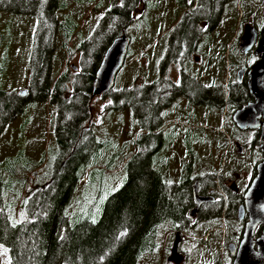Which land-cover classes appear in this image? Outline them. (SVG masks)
Instances as JSON below:
<instances>
[{
  "label": "rangeland",
  "instance_id": "374dc122",
  "mask_svg": "<svg viewBox=\"0 0 264 264\" xmlns=\"http://www.w3.org/2000/svg\"><path fill=\"white\" fill-rule=\"evenodd\" d=\"M42 1L23 9L12 0V13L0 11V39L5 21L0 58L5 52L10 64L0 61V81L8 90L26 91L17 118L0 125V193L12 222L27 215L31 221L23 264H229L228 245L238 240L240 195L262 160L259 131L239 128L234 113L251 101L246 84L237 86V81L240 70L254 64L255 50L245 52L241 44L247 22L264 26V0H124L131 10L126 13L127 58L115 79L114 99L111 91L92 101L84 152L71 172L61 167L68 137L54 123L60 115L51 100L41 104L29 96L27 81L39 76L50 87L57 66H79V43L116 0H97L102 1L99 9L67 0L65 14L82 12L75 15L82 31L70 42V53L57 40L62 57L46 61L34 40ZM210 3L218 16L209 26ZM189 5L200 7L205 20L197 33L201 39L190 44L193 52L185 46L172 61V13ZM194 33L191 29L189 35L194 38ZM165 78L181 90L161 96L158 88ZM140 163L144 176L124 192L120 207L131 231L122 233L115 225L104 244L92 241L89 221ZM17 165L37 172L34 184L49 185L51 202L38 217H33L34 199L25 193L31 184L12 173ZM196 180L200 195L208 197L215 182L220 201L185 221ZM8 261L0 243V264Z\"/></svg>",
  "mask_w": 264,
  "mask_h": 264
},
{
  "label": "trees",
  "instance_id": "16d2710c",
  "mask_svg": "<svg viewBox=\"0 0 264 264\" xmlns=\"http://www.w3.org/2000/svg\"><path fill=\"white\" fill-rule=\"evenodd\" d=\"M37 0H19L23 9L28 5L35 6ZM80 7L88 4L96 5L99 9L102 1L97 0H74ZM12 0H0V11L10 12ZM69 9L67 0H43L38 6L39 18L34 40L36 41L42 61L48 58L58 59L62 57L56 49L57 40L61 42V48L65 53H70V42L82 31L81 24L78 22V16L71 11L65 14ZM214 3L208 6V25L214 23L218 13L214 10ZM131 11L124 0H116L100 16V20L93 30L92 34L81 40L78 50L81 52V59L78 70L70 66H57L53 71V77L50 87L44 85L39 76H29L27 81L28 94L35 102L44 104L51 100L57 109L59 118H54V123L64 129L68 137L66 145V155L64 156L61 167L68 172L74 170L76 159L84 152L85 143L89 132L87 131L86 121L91 117L92 110V90L96 72L100 66L102 58L111 45L113 40L119 36L128 34L130 25L126 13ZM61 12L63 13L61 15ZM5 15H7L5 13ZM78 15V16H75ZM3 18V16H2ZM4 21V20H3ZM174 23V40L170 51L171 60L175 61L177 53L185 46L186 52L191 53L194 48L190 44L201 37L197 34L203 28L204 18L200 7L189 5L186 9L176 8L172 13ZM5 25V21H4ZM3 25V35L1 34V45H4L5 33ZM193 29L194 38L190 34ZM196 36V37H195ZM57 50V51H56ZM190 50V51H189ZM3 81V78H2ZM181 87L171 79L165 78L163 84L158 88L161 96H167L171 93H177ZM112 91V90H111ZM110 91V92H111ZM109 92V93H110ZM108 93V94H109ZM114 99V91L111 93ZM21 93L8 90L0 81V125L13 122L20 114L22 108ZM58 123V126L56 124ZM111 166H108L110 169ZM12 173L16 178L28 181L31 186L25 191L27 198L34 199L33 217H38L44 207L51 202V193L49 185L34 184L33 177L37 172H30L24 167L17 165L13 168ZM144 176L142 163L138 164L128 174L124 175V182L120 187L113 190L105 199L102 208L94 219H91L86 226L87 236L99 244H104L108 235L116 225L120 232L128 233L131 231V225L128 219L121 212V204L124 192L141 177ZM159 207L163 204L161 196L157 198ZM7 203L5 197L0 193V243L8 251V264H23L24 262V240L25 231L29 223V215L25 220L12 222L7 214Z\"/></svg>",
  "mask_w": 264,
  "mask_h": 264
},
{
  "label": "water",
  "instance_id": "95a60500",
  "mask_svg": "<svg viewBox=\"0 0 264 264\" xmlns=\"http://www.w3.org/2000/svg\"><path fill=\"white\" fill-rule=\"evenodd\" d=\"M262 34L256 52L259 55V60L251 69L242 68L240 70L241 75L249 71L248 85L253 100L235 111L234 120L238 122L242 130L261 129L264 141V29ZM257 38L258 33L255 28L247 24L246 32L242 37V49L248 52L256 44ZM130 43L131 38L126 34L115 38L108 47L95 75L92 90L93 98L105 96L113 89L116 76L127 58ZM73 68L78 70L76 66H73ZM21 94L25 95L26 91ZM260 148L264 151V143ZM209 198L211 199L208 196L197 195L196 201L200 205ZM245 212H249L250 220L246 225L244 239L235 264H264V237H260L256 241L253 240L256 227L259 224L264 225V158L257 165V175L244 196L243 204L240 206L241 215H244ZM255 243L258 244L257 250L254 247Z\"/></svg>",
  "mask_w": 264,
  "mask_h": 264
},
{
  "label": "flooded vegetation",
  "instance_id": "af4514ba",
  "mask_svg": "<svg viewBox=\"0 0 264 264\" xmlns=\"http://www.w3.org/2000/svg\"><path fill=\"white\" fill-rule=\"evenodd\" d=\"M247 24H250V25H252L254 28H255V30H256V32L258 33V38H257V41H256V44L249 50V51H252V50H255V56H256V58H255V60H254V64L259 60V55H257V48H258V46H259V42H260V40L262 39V36H263V34H262V32H263V29H264V26H262V27H258L257 25H254L253 23H249V22H247L246 24H245V26H244V34H245V32H246V25ZM244 34H243V36H244ZM248 51V52H249ZM196 60H197V62H199V60H200V58L197 56L196 57ZM254 64H252V65H249V66H246V67H244V68H247L248 70L249 69H251V67L254 65ZM249 71H246L244 74H240V72H239V80L237 81V86H240L242 83H244V84H246V89L249 91V93H250V95H251V101L253 100V95H252V93H251V91H250V88H249V85H248V79H249ZM251 101H248V102H242L239 106H238V108H237V110L238 109H240V108H242L243 106H245L246 104H248L249 102H251ZM235 121V120H234ZM235 123L237 124V126L239 127V125H238V122L237 121H235ZM240 128V127H239ZM252 130H258L259 131V133H260V136L262 137V132H261V129H252ZM262 141H263V139H262ZM264 143V141L262 142V144ZM261 144V145H262ZM261 145H259V146H261ZM259 150H261V153H262V160H263V158H264V151L262 150V148H260L259 147ZM238 151H241V149H239ZM262 160H261V162H262ZM257 175V168H256V172H255V176ZM254 179V178H253ZM253 181V180H252ZM252 181H251V183H252ZM251 183H250V185H251ZM250 185H249V187H250ZM249 187L247 188V190L249 189ZM232 188L235 190V192L236 193H238L239 191H238V189H235V186H234V184H232ZM198 190H199V182L196 180V181H194V186H193V194L195 195V201H194V203H193V205H192V207H191V210L188 212V215H187V217L185 218V221L186 220H189V221H193L194 219H196V218H198L199 217V215H200V212L202 211V208L204 207V206H207V205H212V204H215L216 202H218V201H220V196H219V194H218V192H217V189H216V183L214 182V184L213 185H211L208 189H207V193H208V195H212L213 197H211V199L209 198L207 201H205V202H203V203H201L200 205H198V203H197V201H196V196L197 195H200V193L198 192ZM247 190L244 192V194L243 195H240L241 196V201H240V205H239V207H238V215H237V222L239 223V230H238V240L234 243V245L233 244H229L228 245V249H229V254H230V256H231V260H230V263L229 264H235V261H236V259H237V257H238V255H239V252H240V249H241V245H242V241H243V239H244V235H245V230H246V225H247V223L249 222V220H250V217H249V212H245L244 213V215H241V213H240V206L243 204V202H244V196H245V194H246V192H247ZM239 196V197H240ZM241 215V216H240ZM260 237H264V225L263 224H259L257 227H256V229H255V231H254V235H253V240L254 241H256L257 239H259ZM254 247H255V250H257L258 249V244L257 243H255V245H254ZM179 259H181V256H179ZM177 263H179V260H177L176 261Z\"/></svg>",
  "mask_w": 264,
  "mask_h": 264
},
{
  "label": "crops",
  "instance_id": "0c3cea01",
  "mask_svg": "<svg viewBox=\"0 0 264 264\" xmlns=\"http://www.w3.org/2000/svg\"><path fill=\"white\" fill-rule=\"evenodd\" d=\"M10 13H12V6H11V11H10ZM5 18H6V19H9V17H6V16H5ZM8 42H9V41H7V43H8ZM7 43H6V44H7ZM5 46H6V45H5ZM5 55H6V54H5V52H4L3 56L0 58V61H1V60L6 61L7 66H10L9 61H8V58H7L6 60L4 59V56H5ZM8 57H9V56H8ZM9 58H10V57H9ZM12 66H13V65H11V68H12Z\"/></svg>",
  "mask_w": 264,
  "mask_h": 264
}]
</instances>
